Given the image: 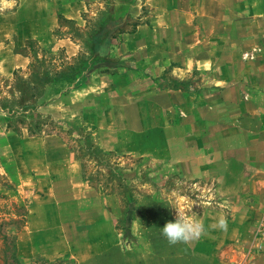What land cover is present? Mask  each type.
I'll return each instance as SVG.
<instances>
[{
    "label": "rangeland",
    "instance_id": "rangeland-1",
    "mask_svg": "<svg viewBox=\"0 0 264 264\" xmlns=\"http://www.w3.org/2000/svg\"><path fill=\"white\" fill-rule=\"evenodd\" d=\"M41 1L0 28V264H264V0Z\"/></svg>",
    "mask_w": 264,
    "mask_h": 264
},
{
    "label": "crops",
    "instance_id": "crops-1",
    "mask_svg": "<svg viewBox=\"0 0 264 264\" xmlns=\"http://www.w3.org/2000/svg\"><path fill=\"white\" fill-rule=\"evenodd\" d=\"M29 2L33 4L34 0H8L7 6H5L4 4H0V9L1 8L3 9L2 11H0L1 30L6 31V32L8 30L9 31L12 30L13 33L11 35H13L15 32H16L15 34H19V30L26 31L28 28L31 27L30 28L31 31L33 30L40 31L41 34H43V38L44 37L48 38L50 35V31L52 32L54 30L53 21H55V15H56L55 11L53 9H49L48 4L46 6V4L43 3V1L40 2L41 7L43 9L39 10V12H37L36 9L33 11ZM58 9L59 8L57 7V12H58ZM33 14H42L40 16L43 19L33 21V18L31 17ZM243 107L244 105L242 106V108ZM129 108H131V106ZM119 109L122 110L121 108ZM124 117L127 121L126 123L122 122L123 126H128V127H132V125L138 126V121L133 123L131 117L130 119L126 118L128 117L127 115ZM139 119L141 121V124L139 126H141L144 123V121L142 118H139ZM47 138L57 139L56 136H50V137L46 136L43 138V140H41V138H37L35 140H32L31 143L43 149V141H46Z\"/></svg>",
    "mask_w": 264,
    "mask_h": 264
},
{
    "label": "clouds",
    "instance_id": "clouds-1",
    "mask_svg": "<svg viewBox=\"0 0 264 264\" xmlns=\"http://www.w3.org/2000/svg\"><path fill=\"white\" fill-rule=\"evenodd\" d=\"M0 4L7 6L8 0H0ZM174 199L171 201V208L175 210L174 221H168L161 229V235L170 245L188 244L198 239L204 232L202 219L192 212L194 203L188 196L181 195L177 192L173 194ZM213 227L221 230H227V220L221 215Z\"/></svg>",
    "mask_w": 264,
    "mask_h": 264
},
{
    "label": "trees",
    "instance_id": "trees-1",
    "mask_svg": "<svg viewBox=\"0 0 264 264\" xmlns=\"http://www.w3.org/2000/svg\"><path fill=\"white\" fill-rule=\"evenodd\" d=\"M104 29L105 28H103V29H101L100 30V34H98V36H96L95 38H99V35H102L103 33L102 32H104ZM95 42H97L96 41V39H95ZM108 44H109V41L107 40L106 41V43L104 44V45H102V47L101 48H105V47H107L108 46ZM22 94V93H21ZM25 97V96H24ZM34 97H36V96H34ZM35 99V98H34ZM24 102H26V100H24ZM23 105V108H24V110H30V109H33V110H35L36 109V105H35V103L33 102L30 106L29 105H25V104H22ZM10 113H13V111H9ZM23 115V114H22ZM49 122H51V121H49ZM49 124H52V122L51 123H49ZM48 125V123H46V121H43V125L42 126H39L37 129V131H29V134H34V135H50V134H52L51 132H44V130H45V127Z\"/></svg>",
    "mask_w": 264,
    "mask_h": 264
}]
</instances>
